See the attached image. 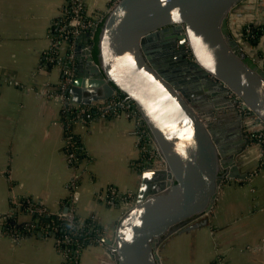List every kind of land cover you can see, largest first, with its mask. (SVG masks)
Instances as JSON below:
<instances>
[{
	"label": "crops",
	"instance_id": "0c3cea01",
	"mask_svg": "<svg viewBox=\"0 0 264 264\" xmlns=\"http://www.w3.org/2000/svg\"><path fill=\"white\" fill-rule=\"evenodd\" d=\"M65 1L0 0V264H61L62 260L53 236L38 230L13 237L6 230L5 215L24 223L32 215L19 204L21 198L30 196L57 213L71 195L73 171L65 157L62 105L50 96L63 72L58 62L47 60ZM117 1L87 0V10L106 15ZM249 22L264 24V0H243L229 14L231 27ZM77 42L85 50L88 34L75 38L74 50ZM263 48L264 35L255 46ZM96 91L83 95L111 97L102 96L101 88ZM75 132L89 169L80 180L77 214L81 219L94 216L112 235L128 205L108 204L97 192L115 185L121 193L137 196L141 173L133 164L141 158L138 124L122 111L78 123ZM243 132V138L250 137L244 128ZM235 160L249 175L224 179L205 215L209 225L175 231L160 243L162 264H215L217 257L224 264H264V146L251 140ZM106 260L116 261L107 246L94 244L83 248L79 264Z\"/></svg>",
	"mask_w": 264,
	"mask_h": 264
},
{
	"label": "water",
	"instance_id": "95a60500",
	"mask_svg": "<svg viewBox=\"0 0 264 264\" xmlns=\"http://www.w3.org/2000/svg\"><path fill=\"white\" fill-rule=\"evenodd\" d=\"M242 1L118 0L104 19L98 58L76 44L73 99L90 103L99 96L83 93L99 88L105 97L124 93L167 164L141 173L136 202L104 238L113 264H162L161 241L212 210L224 177L249 175L235 160L251 138H243L230 92L264 126V67L230 28Z\"/></svg>",
	"mask_w": 264,
	"mask_h": 264
},
{
	"label": "built area",
	"instance_id": "2783aa9c",
	"mask_svg": "<svg viewBox=\"0 0 264 264\" xmlns=\"http://www.w3.org/2000/svg\"><path fill=\"white\" fill-rule=\"evenodd\" d=\"M62 16H64V18L56 28L52 49L47 53V60L52 63L58 62L63 72V77L57 89L51 92L50 96L59 100L62 105L61 117L65 127L64 151L67 162L73 171L70 184L71 195L67 199L65 208L56 213L58 220L67 221L69 226L67 230L63 231L61 236H58L56 233H58L60 227L56 219H52L49 226L44 223H36V221L39 222V218L24 223H19L16 220L8 223L7 221L8 218L12 216L11 214L5 215V225L8 234L16 238L23 234L37 233L38 230L53 234L55 245L62 255V264H79L80 254L83 249L79 244L73 248L72 244L79 241L76 236L77 232L79 230L91 231L93 223H87L91 224V229L85 228L84 226L87 225L84 222L85 219H81L77 214V203L80 199L78 189L80 180L83 174L87 173L89 169L87 164L84 163L87 155L80 138L75 132V125L78 123L89 124L99 117L113 116L122 111H126L135 118L138 124V143L141 147V160L135 162L133 167L142 173L145 170L167 169V164L155 138L144 122L143 116L139 112L137 106L133 104L129 98L125 97V94L122 96L119 94V91H115L109 98L97 99L86 104L77 102L73 99L70 88L74 83L77 73V60L74 50L75 38L81 33H87L88 42L86 44V49L92 50L93 37L100 25V21L104 19V15L99 12L89 14L87 10V0H66L62 10ZM70 39L72 40L71 50L69 54L63 55L61 48ZM230 94L238 99V104H240L244 113L254 118L255 122L262 130L260 135H264V126L258 116L254 114L250 108L243 107L244 101L240 99L238 95L234 94L232 91ZM261 140H264V138ZM97 197L112 205L127 204V209L136 202V196L132 197V193H121L115 185H109L105 190L97 192ZM19 204L30 214L33 212L42 214L47 211L44 206L39 205L34 198L30 196L21 198ZM113 234L114 232L112 235ZM112 235H110L108 228H105L104 232L99 233L95 239L98 244H103L109 248L111 245L106 243L104 238L111 237ZM215 264H224L223 258L217 257Z\"/></svg>",
	"mask_w": 264,
	"mask_h": 264
},
{
	"label": "trees",
	"instance_id": "16d2710c",
	"mask_svg": "<svg viewBox=\"0 0 264 264\" xmlns=\"http://www.w3.org/2000/svg\"><path fill=\"white\" fill-rule=\"evenodd\" d=\"M64 18V16H61L57 19L56 21V26L57 27L62 21V19ZM103 22L104 19L100 21V25L96 30V33L93 37V47H92V52H93V56L95 59L98 58V40H99V34L101 31V28L103 26ZM230 25V23H229ZM242 26V27H241ZM241 26L238 28L236 26H230L232 32L235 34V36L238 38V40L240 41V43H243V47L248 51V53L252 56L255 57V59L259 62V64H261L264 67V48L263 49H255V46H258L260 39L262 38V36L264 35V24H257L254 22H249V23H241ZM71 45H72V40H68L67 43H65L62 48V54L63 55H67L69 54L70 50H71ZM54 49V48H53ZM54 52V51H52ZM119 94L124 96V93L119 91ZM141 160V158H140ZM125 210V209H124ZM126 211V210H125ZM125 213V212H124ZM32 218L31 220H35L36 218H39V222L36 221V223H44L45 225L49 226V223L52 219H56V221L59 223V227L60 230L58 231V233H56V235H62L63 231L68 229V222L67 221H63V220H58L56 213L54 212H50V211H46L42 214H39L37 212H33L31 214ZM15 221V217L12 215L8 218V223L14 222ZM84 222L87 223H93L92 229L91 224H87L84 227L85 228H90L91 231H86V230H79L76 234L77 238L79 241H77V243L72 244V247L74 248L77 244H79L82 249L85 247H88L90 245H94L95 243H97L96 241V236H98L99 233L104 232L105 228L104 226L97 221V219L94 216L88 217L84 220ZM191 224H194L193 227L189 228V226ZM210 221L208 219V217L203 216L201 218H198L194 221H191L189 223H186L185 225L181 226L177 231H181V230H189V229H193V228H197L199 226L202 225H209ZM50 236H53V234H49Z\"/></svg>",
	"mask_w": 264,
	"mask_h": 264
},
{
	"label": "rangeland",
	"instance_id": "374dc122",
	"mask_svg": "<svg viewBox=\"0 0 264 264\" xmlns=\"http://www.w3.org/2000/svg\"><path fill=\"white\" fill-rule=\"evenodd\" d=\"M107 15V14H106ZM106 15H104V19H105V17H106ZM242 45H243V43H241ZM246 50V49H245ZM238 109H239V112H241V114L243 115V128L247 131V134L250 136V138H251V140H253V141H258V142H260L263 146H264V140H261L262 138H264V135H260L261 134V132H262V130L259 128V126L257 125V123L255 122V120H254V118H252V117H250V116H247L245 113H244V110L240 107V104H239V106H238ZM229 111H231L230 109H229ZM256 123V124H255ZM226 178H228V177H224L223 179H226ZM132 197H135V195L132 193ZM127 205V204H126ZM127 207V206H126ZM125 210H127V208H125ZM205 215H207V213L206 214H203V215H201V216H199L198 218H201V217H203V216H205ZM198 218H196V219H198ZM196 219H194V220H196ZM193 220V221H194ZM105 228V227H104ZM178 230V229H177ZM177 230H175V231H177ZM174 231V232H175ZM164 239H166V238H164ZM164 239H163V241H164ZM163 241H161V243L163 242ZM95 244H98V243H95ZM101 245V244H100ZM103 245V244H102ZM159 246H160V244H159ZM158 246V247H159ZM86 248V247H85ZM59 251V250H58ZM60 253V252H59ZM61 254V253H60ZM61 257H62V255H61ZM79 261H80V259H79ZM61 264H62V260H61Z\"/></svg>",
	"mask_w": 264,
	"mask_h": 264
},
{
	"label": "bare ground",
	"instance_id": "6f19581e",
	"mask_svg": "<svg viewBox=\"0 0 264 264\" xmlns=\"http://www.w3.org/2000/svg\"><path fill=\"white\" fill-rule=\"evenodd\" d=\"M154 170H155V169H154ZM157 170H158V169H157ZM105 263H110V264H113V262H111V261H108V260H106V261H105ZM105 263H104V264H105Z\"/></svg>",
	"mask_w": 264,
	"mask_h": 264
}]
</instances>
